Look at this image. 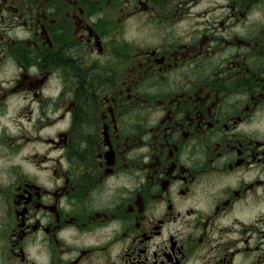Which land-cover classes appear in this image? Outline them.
<instances>
[{"label": "flooded vegetation", "instance_id": "af4514ba", "mask_svg": "<svg viewBox=\"0 0 264 264\" xmlns=\"http://www.w3.org/2000/svg\"><path fill=\"white\" fill-rule=\"evenodd\" d=\"M262 121L264 0H0V264H264Z\"/></svg>", "mask_w": 264, "mask_h": 264}, {"label": "clouds", "instance_id": "9594fccd", "mask_svg": "<svg viewBox=\"0 0 264 264\" xmlns=\"http://www.w3.org/2000/svg\"><path fill=\"white\" fill-rule=\"evenodd\" d=\"M203 5H201V7H202ZM195 10V9H194ZM259 16H260V13H258V12H253L252 14H250V17H249V19L251 20V19H253L254 17L255 18H259ZM237 31H240V29H239V27H237V29H236ZM24 35H27V33H24ZM32 71H35V69L33 68L32 69ZM59 91V86H57L56 87V89L55 90H53V91H51V92H49L47 89L45 90V94H50V95H52V96H55L56 95V93ZM9 115H11V112H9ZM67 118L65 119V124H67ZM63 125H59V127H62ZM257 126H259V127H262V128H264V121H262L259 125H257ZM52 155H56V153H52ZM255 175V173H250V174H247L246 176H245V179L247 180V179H251L252 178V176H254ZM260 210H262V211H264V204H262L261 206H260ZM30 251V254H31V256L33 257V258H35V259H37V260H45V262H46V258H44V257H36L35 256V250L34 249H30L29 250Z\"/></svg>", "mask_w": 264, "mask_h": 264}]
</instances>
